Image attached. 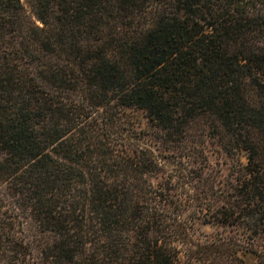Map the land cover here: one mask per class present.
Returning a JSON list of instances; mask_svg holds the SVG:
<instances>
[{"label":"trees","instance_id":"1","mask_svg":"<svg viewBox=\"0 0 264 264\" xmlns=\"http://www.w3.org/2000/svg\"><path fill=\"white\" fill-rule=\"evenodd\" d=\"M263 235L264 0H0V264H264Z\"/></svg>","mask_w":264,"mask_h":264},{"label":"rangeland","instance_id":"2","mask_svg":"<svg viewBox=\"0 0 264 264\" xmlns=\"http://www.w3.org/2000/svg\"><path fill=\"white\" fill-rule=\"evenodd\" d=\"M28 11H29V13L31 12V9H30L29 6H28ZM218 158H219V160L221 162L220 166H219L221 168V173L225 177H228L230 172H232L231 168H232V166L234 164H245L246 163V158L242 157V156H237V157H235L234 160L228 159V162L224 161L223 155H215V156H213L214 160H217ZM207 231L211 232V231H213V229L209 228V229H207ZM253 246L254 247L260 246L263 249L264 248V235H263V237L261 239H257L256 241H254L253 242Z\"/></svg>","mask_w":264,"mask_h":264}]
</instances>
